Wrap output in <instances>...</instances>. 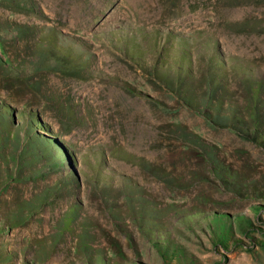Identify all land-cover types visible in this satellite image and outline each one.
Instances as JSON below:
<instances>
[{"label":"rangeland","instance_id":"rangeland-1","mask_svg":"<svg viewBox=\"0 0 264 264\" xmlns=\"http://www.w3.org/2000/svg\"><path fill=\"white\" fill-rule=\"evenodd\" d=\"M16 1L0 264H264V0Z\"/></svg>","mask_w":264,"mask_h":264},{"label":"trees","instance_id":"trees-1","mask_svg":"<svg viewBox=\"0 0 264 264\" xmlns=\"http://www.w3.org/2000/svg\"><path fill=\"white\" fill-rule=\"evenodd\" d=\"M14 1H15V3H13ZM14 1L13 0H4V2L7 3V5L11 4V5H14V7H17L19 5V1H16V0H14ZM203 113H204V116L207 118V120L212 122L213 124L217 123V122L215 123V119H219L220 120L219 113H216V115H215L216 117H213V115L211 113H209V112L203 111ZM224 122L225 123H223V126H225V128H230L231 130L236 132L238 135H240L241 138H243L245 140H249V141H252V142H257L255 140V137H257V138L263 137L261 139L260 145H261V147H264V136L260 132H258L256 130H249L247 128H244L243 126H239V124H237V123H241V121L235 122L234 125L232 124V121H231V123H227V121H224ZM201 148L204 150V148H206V147H201Z\"/></svg>","mask_w":264,"mask_h":264}]
</instances>
